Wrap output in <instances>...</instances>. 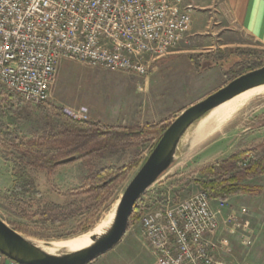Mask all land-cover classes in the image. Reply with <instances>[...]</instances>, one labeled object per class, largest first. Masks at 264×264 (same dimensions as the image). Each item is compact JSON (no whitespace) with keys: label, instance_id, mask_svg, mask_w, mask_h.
Here are the masks:
<instances>
[{"label":"rangeland","instance_id":"1","mask_svg":"<svg viewBox=\"0 0 264 264\" xmlns=\"http://www.w3.org/2000/svg\"><path fill=\"white\" fill-rule=\"evenodd\" d=\"M240 43L238 47L223 50H191L195 42L188 39L187 33L171 54L150 65L146 76L110 72L63 60L50 88L49 99L38 106L23 102L0 86V220L44 248L49 242L92 231L116 208L128 183L160 136L159 130L166 129L190 105L236 77L264 66L261 46L247 37L240 39ZM78 110L85 111L80 121L139 129L141 135L133 139L131 147L100 157L85 160L82 154L72 155L80 157L67 165H55L51 173L26 168L15 149L18 142L57 129L60 125L57 112L68 115ZM219 115L216 112L208 115L188 129L171 167L142 195L145 207L153 208L162 203L165 196L177 202L200 191L195 182L202 179L199 172L204 167L234 153H250L264 142V94L251 98L229 118ZM249 153L240 158L250 157ZM123 166L127 167V174L110 187L106 201L95 208L99 210L95 216V209L84 211L85 206H82L78 217H69L73 210L88 203L85 196H71L80 189L87 174L100 168ZM247 184L259 186L261 192L227 199L230 213L235 214L240 224L238 229L231 223L228 228L230 264H264V177L247 181ZM52 206L62 207L66 217L57 223L46 222L44 216L34 217L37 211ZM89 221L92 226L85 232L79 231ZM127 230L143 239L139 216L138 219L133 217ZM244 237L251 241L249 247L241 244ZM144 247L148 264H156L145 242Z\"/></svg>","mask_w":264,"mask_h":264},{"label":"built area","instance_id":"2","mask_svg":"<svg viewBox=\"0 0 264 264\" xmlns=\"http://www.w3.org/2000/svg\"><path fill=\"white\" fill-rule=\"evenodd\" d=\"M183 0H0V86L38 106L49 99L61 61L146 76L189 32ZM80 121L85 111L68 112ZM144 195V194H142ZM136 201L143 240L156 264H230L218 259L226 201L197 191L153 208ZM216 206H213V204ZM240 228L229 213L224 224ZM241 244L249 247L244 237ZM230 252V251H228ZM0 264H17L0 253Z\"/></svg>","mask_w":264,"mask_h":264},{"label":"trees","instance_id":"3","mask_svg":"<svg viewBox=\"0 0 264 264\" xmlns=\"http://www.w3.org/2000/svg\"><path fill=\"white\" fill-rule=\"evenodd\" d=\"M56 115L60 122L57 129L47 134L18 142L15 146L26 168L51 173L56 169L55 164L59 160L75 154H82L81 158L85 160L92 157H100L104 153L119 148L126 149L131 147L133 139L141 135L139 129L102 126L97 122L76 121L62 111L57 112ZM164 130L165 128L159 130V134L161 135ZM137 131L139 132L137 133ZM154 145H152L151 149ZM251 151L250 153L248 152L250 157L246 159H241L240 157L242 155L246 156L248 153H234L225 160L204 167L199 172L203 177L195 182L196 185L214 201H226L231 196L243 194H259L261 188L259 186H251L247 184V181L257 177H264V142L255 146ZM259 152L261 156H258ZM127 172V167L123 166L122 168H100L87 174L80 189L72 193L71 196H85L88 203L86 202L81 207L73 210L69 217H78L81 214L82 206H85L84 211L85 209L89 211L101 205L102 201L105 202L107 191ZM62 210V207L52 206V208L48 207L45 211H37L34 217L44 216L46 222L57 223L59 219L66 217ZM98 211L95 209V212H93L94 216ZM135 216L138 219V213L134 205L129 225ZM91 226L92 222H86L79 231L85 232Z\"/></svg>","mask_w":264,"mask_h":264},{"label":"water","instance_id":"4","mask_svg":"<svg viewBox=\"0 0 264 264\" xmlns=\"http://www.w3.org/2000/svg\"><path fill=\"white\" fill-rule=\"evenodd\" d=\"M264 85V66L240 75L204 99L190 105L168 125L157 139L145 161L125 188L116 208L110 228L83 250L62 255H50L36 247L0 220V253L17 264H90L110 251L125 235L134 205L173 164L178 145L188 129L207 113L236 96ZM80 156H70L56 166L73 163Z\"/></svg>","mask_w":264,"mask_h":264},{"label":"crops","instance_id":"5","mask_svg":"<svg viewBox=\"0 0 264 264\" xmlns=\"http://www.w3.org/2000/svg\"><path fill=\"white\" fill-rule=\"evenodd\" d=\"M182 3L191 6L188 39L195 42L191 50L208 52L238 47L240 39L244 37L252 39L264 49V0H183ZM228 206L219 217L216 240L221 243L218 259L230 263V226L224 224L230 213ZM129 232L127 230L116 246L90 264H148L143 239Z\"/></svg>","mask_w":264,"mask_h":264},{"label":"bare ground","instance_id":"6","mask_svg":"<svg viewBox=\"0 0 264 264\" xmlns=\"http://www.w3.org/2000/svg\"><path fill=\"white\" fill-rule=\"evenodd\" d=\"M261 94H264V85L250 89L236 96L230 101L218 106L217 108L207 113L197 123L202 121L206 116L212 115L215 112L216 114L218 113V115L220 114L225 119L229 118L233 116L239 110L240 106L248 102L251 98L261 95ZM199 129L200 128H198L197 131ZM114 213H115V208H113L111 212L109 213V215L104 220H102L92 231L80 234L75 237L67 238L64 240H57L54 242H49L46 244L47 248H44L39 243H35L31 241L30 242L33 243L36 247H38L42 251H44L45 253L50 254V255H62L66 253H73V252L83 250L85 248H88L92 244V241H91L92 238L94 237L97 238L105 234V232L110 228L112 224Z\"/></svg>","mask_w":264,"mask_h":264}]
</instances>
